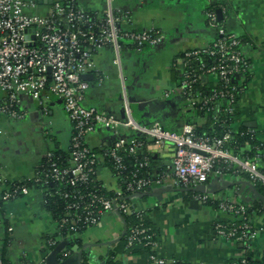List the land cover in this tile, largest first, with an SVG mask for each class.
<instances>
[{"label": "crops", "instance_id": "obj_1", "mask_svg": "<svg viewBox=\"0 0 264 264\" xmlns=\"http://www.w3.org/2000/svg\"><path fill=\"white\" fill-rule=\"evenodd\" d=\"M35 1L36 7L29 12L44 15L50 5L45 0ZM77 7L100 13L105 1L77 0ZM113 7L130 20L124 28L153 31L163 39L140 51L123 50L120 70L112 63L114 54L110 48L94 53L95 70L83 77L89 83L84 106L95 107L124 122L125 90L138 124L159 123L175 132H181L185 125L201 128L205 118L183 99L182 72L178 71L182 66L177 60L187 51L202 49L215 40L217 30L208 25L206 18V12L213 9L219 27L242 39V52L249 63L250 80L240 96L232 128H247L264 142V0H114ZM98 75L104 77L100 85ZM203 81L214 79L204 77ZM19 101L22 120L0 118V193L13 183L33 179L36 168L50 151L70 149L72 123L61 100L50 97L43 103L44 110L27 96H20ZM120 136L137 138L139 134L124 127L113 132L99 126L86 135L85 142L90 149H102L113 145ZM145 141L141 152L150 156L149 184L144 191L132 194L128 203L155 230L156 255L183 264H231L244 254L264 261V197L253 187L249 175L217 165L203 187L213 202L203 205L194 199L186 201L185 190L175 184L173 177L172 145L156 148L151 139ZM98 159L102 164L103 158L98 155ZM260 166L264 169V159ZM97 179L110 192L119 189L117 179L105 167L99 168ZM225 200L247 208L258 204L261 208L249 215L254 236L245 249L213 233L215 223L232 221L218 206ZM57 232L56 221L43 207L41 190L2 200L0 262L5 259L7 264H103L114 255V260L122 264H148L145 254H128L124 242L126 222L115 212L104 213L96 225L81 234L60 238L50 250L46 242Z\"/></svg>", "mask_w": 264, "mask_h": 264}, {"label": "built area", "instance_id": "obj_2", "mask_svg": "<svg viewBox=\"0 0 264 264\" xmlns=\"http://www.w3.org/2000/svg\"><path fill=\"white\" fill-rule=\"evenodd\" d=\"M104 1L103 11L89 13L77 7V0H54L44 15H37L29 12V9L36 7L35 0H0V118L9 121L24 118L19 109V98L22 95L37 101L43 110L44 101L54 97L62 101L64 111L72 123L70 165L59 170L52 164L50 178L60 182L69 177L71 186L89 181L90 175L95 173L92 166L99 162V159L86 145L85 138L100 126L113 132H117L119 127L137 132L140 137L151 139L156 148L163 147L166 143L171 144L172 173L175 184L180 188L197 189L204 186L209 174L220 164L229 169L244 171L251 181L260 182L264 186V174L256 162L243 159L226 147L231 139L229 133L219 138H209L197 136L193 125H185L181 132L167 130L159 123L151 126L140 125L134 119L125 90L122 95L124 122L95 107L84 106L89 83L83 76L95 70L92 60L94 53L110 48L114 54L112 63L120 70V53L123 50L140 51L143 47L156 45L163 39L153 31L124 28L123 25L130 20L114 10V0ZM206 18L208 25L216 28L217 37L210 45L187 51L184 56L197 60L206 55L213 59V65L205 69L204 77H211L214 79L213 83L222 84L223 91L218 95L220 98H227L225 112L232 113L237 104L236 91L246 85L243 73L249 71V63L242 52V40L219 27L213 10L206 12ZM103 80L104 77L98 75V85ZM194 81L182 73L180 88L183 97L191 95L190 84ZM215 99L216 94L213 97L196 94L194 99L185 101L189 107L195 109L200 103L208 106L212 102L217 103ZM142 147L143 143L136 137H118L111 145L109 154L114 161L115 170L123 168L120 153L129 156L142 155ZM46 157L51 158V153ZM146 165L147 162L143 161L139 166ZM114 177L118 181V177ZM148 184L147 179L141 178L129 182L125 189L132 194L139 193L144 191ZM28 191V188L22 186L19 194L23 196ZM114 193L115 197L112 199L92 195L88 203L81 208L83 216L76 213L82 204L77 202L69 205L67 209L70 212L67 216L72 219L69 229L76 231L74 221H82L90 228L107 212L131 215L141 222L144 221L141 212L135 210L130 203L119 200L123 194L120 185ZM197 193L194 200L200 204L204 205L210 200L205 193ZM0 195L3 200L14 197L10 186ZM219 208L232 217L229 222L242 221L243 225L227 228V225L215 223L212 227L215 237L239 243L245 249L249 239L254 236L249 217L245 214L247 207L225 200L220 203ZM239 228L243 229V232H238ZM146 230L143 224L131 229L125 248L129 250L135 242L144 241L155 252L156 241L152 240V235L146 234ZM244 256L245 254L241 258ZM241 262L243 263V260ZM148 264L183 263L162 259L154 253L148 257Z\"/></svg>", "mask_w": 264, "mask_h": 264}, {"label": "trees", "instance_id": "obj_3", "mask_svg": "<svg viewBox=\"0 0 264 264\" xmlns=\"http://www.w3.org/2000/svg\"><path fill=\"white\" fill-rule=\"evenodd\" d=\"M213 10V9H212ZM242 40V39H241ZM181 62L182 68L178 71L184 72L189 79L195 80L190 84L191 95L183 97L184 101L187 99H194L196 94H199L202 97H213L214 94L217 95L216 102L211 103V105H204L200 103L196 106L195 111L200 117L205 118L204 125L199 128L195 127L194 131L197 136L205 137H215L219 138L225 133H229L231 139L226 144V147L233 154L249 160L256 162L259 170L264 174V169L260 166V161L264 159V142L256 139L255 134L248 130L247 128L240 127L237 130L232 128L233 118L237 109V104L240 100V96L244 91L245 85L239 87L235 94V107L232 113L225 112L226 108V99L220 98L218 95L223 91L221 83L213 82H204L203 77L205 76V69L213 65V59L209 58L206 55L200 56L197 60L192 58H186L184 54L178 57L177 62ZM177 66V64H175ZM180 68V67H179ZM244 80L247 82L250 80L249 71L243 73ZM212 108V109H210ZM165 128V127H164ZM166 129V128H165ZM169 130V129H167ZM171 131V130H170ZM73 134V133H72ZM137 139L143 143V146L146 143V138L138 136ZM111 146L104 147L102 149H91L93 154H98L103 158L102 164L99 162L94 163L92 166L94 168V174L90 175V179L87 182H78L74 186L70 185L69 177H65L63 181H53L50 178L52 171V164H54L59 170H63L69 167L70 165V153L71 148L67 152H62L60 150L54 149L50 151L51 158L45 157L42 162L36 168V175L33 179L16 182L11 185V193L14 197H20L19 190L22 186L28 188V190H41L43 198V207L46 211L54 218L58 226L57 235L52 239H49L46 242V247L50 250L54 249L57 246V240L60 238H67L72 235H78L87 230V225L82 221H74L76 231L73 232L70 230V221L71 217L67 216L68 209L67 207L73 203L79 202L82 204L79 209L76 210V213L83 216L81 208L84 204L88 203L92 195H99L107 199H112L115 197L114 192H110L103 187V185L97 179L98 168L105 167L108 168L114 176L118 177V183L122 188L123 194L119 199L122 202H129L130 196L132 193L126 192V185L137 179L145 178L147 179V172L150 164L149 155H135L129 156L125 153H120L122 156L121 164L122 169L115 170V164L110 154ZM143 161L147 162V165L140 167V163ZM118 172V173H117ZM253 187L264 197V186L260 182L251 181ZM186 192V201L194 199V196L198 193L187 188H182ZM66 196V197H65ZM2 195H0V203L2 201ZM213 201L210 199L204 205H210ZM220 207V203L218 204ZM258 204H255L252 207L247 208L246 215L249 217L250 213L260 211ZM126 222V233L124 236V242H126L127 236L130 234L131 229L137 225L143 224L146 230V234L152 235L154 241H156V232L155 230L145 221H140L131 215H120ZM227 225V228L233 226H242V221H234L222 223ZM238 232H243V229L239 228ZM128 251L130 256H136L140 254H145L147 257L153 255L155 252L152 250L150 245H147L144 241L135 242ZM114 255H110L103 264H122L121 262L114 260ZM243 260V263L241 262ZM234 263V262H233ZM237 264H264L263 260L255 261L248 254H245L243 259H238L235 261ZM0 264H7L5 259H2ZM232 264V263H231Z\"/></svg>", "mask_w": 264, "mask_h": 264}, {"label": "water", "instance_id": "obj_4", "mask_svg": "<svg viewBox=\"0 0 264 264\" xmlns=\"http://www.w3.org/2000/svg\"><path fill=\"white\" fill-rule=\"evenodd\" d=\"M42 1H44V0H42ZM49 5H51L52 3H53V1L54 0H45ZM44 1V2H45ZM84 77V76H83ZM204 186H201L200 188H195V189H191V190H193V191H196V192H201V193H206L205 192V190H204V188H203Z\"/></svg>", "mask_w": 264, "mask_h": 264}]
</instances>
